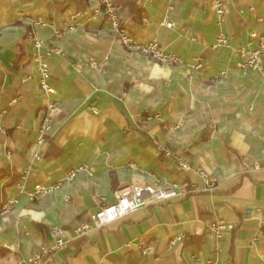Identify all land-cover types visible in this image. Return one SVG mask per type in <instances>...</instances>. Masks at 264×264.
Returning a JSON list of instances; mask_svg holds the SVG:
<instances>
[{
    "label": "crops",
    "instance_id": "0c3cea01",
    "mask_svg": "<svg viewBox=\"0 0 264 264\" xmlns=\"http://www.w3.org/2000/svg\"><path fill=\"white\" fill-rule=\"evenodd\" d=\"M114 2L137 41L157 40L185 65L160 64L123 49L103 15L87 20L96 0H0V110L7 109L0 129V202L18 200L11 213L0 217V264H15L43 248L57 264H193L191 255L216 264H264V223L244 217L246 209L264 213V171L243 172L244 161L264 158V72L240 74L231 54L247 46L252 31L264 35V0L226 1L221 29L229 47L217 50L211 49L219 31L212 0ZM169 2L171 29L160 25ZM75 12L83 15L72 21ZM34 18L56 27L76 26L55 42L62 53L49 60L52 94L39 89L30 63L34 38L49 43L52 30L34 28ZM199 56L205 61L201 72L191 68ZM105 58L108 64L102 66ZM89 60L100 67H91ZM220 72L225 77L214 81ZM17 94L21 101L8 108ZM46 101L55 110L51 130L38 145L36 130ZM155 142L185 155L192 169H178ZM82 164L92 168L93 176L80 173L65 182L68 171ZM24 170L29 188L62 186L30 202L15 188ZM199 172L216 184L213 191H204ZM156 179L169 186L190 183L196 191L141 207L89 237H74L76 224L114 202L116 188L150 186ZM215 216L237 223L218 242L205 235ZM53 226L67 236L58 251ZM180 234L185 239L168 247V240ZM140 241L153 244L155 253L142 257Z\"/></svg>",
    "mask_w": 264,
    "mask_h": 264
},
{
    "label": "built area",
    "instance_id": "2783aa9c",
    "mask_svg": "<svg viewBox=\"0 0 264 264\" xmlns=\"http://www.w3.org/2000/svg\"><path fill=\"white\" fill-rule=\"evenodd\" d=\"M227 0H212V7L215 15V24L219 31L215 37V41L211 46L212 50L219 48L229 47V39L222 31V25L225 19V7ZM96 6H94L89 14L86 16L87 20H93L98 15H103L104 20L108 26L109 33L116 37L122 47L132 53L147 56L160 64H175L185 65L184 60L176 54L168 53L163 50L157 40H151L146 43L137 41L131 33L123 26L121 20V7L117 5L114 0H96ZM173 11V5L169 2L166 5V11L160 23L165 28H174L175 24L171 19V13ZM81 13H73L71 15L72 21L81 17ZM258 22H261L260 17L257 18ZM30 24L34 28H46L49 27L52 30V39L49 43H44L40 39L33 40V53L30 56V63L36 70L37 85L39 89L45 94H52L55 91L48 85V77L50 74L49 60L53 55H59L62 50L55 45L56 40L64 38L67 34L76 30L75 24L67 23L61 27H56L49 23L45 19L34 18L30 20ZM232 56L237 58L236 66L240 74L246 75L251 70L258 72H264V35L252 31L249 34L247 46H239L231 50ZM91 67L99 68L100 66L94 61L89 60ZM108 64V58L103 60L102 66ZM191 68L194 71H203L205 69V61L202 56L194 59V63ZM225 77V72H220L215 76L214 81H221ZM22 99L21 94L14 96L8 103V108H12ZM46 113L41 119L40 124L36 130L38 145L43 144L45 135L51 130V112L55 110V104L46 101L44 104ZM92 114H97L98 111L95 107L89 108ZM7 109L0 110V129L1 122L4 115H6ZM156 149L159 153L165 157L174 158L178 169L182 171H189L192 169L190 160L182 154L173 153L168 147L163 146L155 142ZM36 160L40 158L35 156ZM134 166L133 164H129ZM255 171H264V158L261 160L244 161L243 172L250 173ZM80 173H85L87 176H93L92 168L88 165L82 164L75 168H71L65 178V182H72L76 176ZM204 181V191L211 192L216 188V184L209 178L210 176L206 172H199ZM28 171L24 170L19 177L18 182L15 184V188L19 194L24 195L30 202H38L42 200L48 194L58 190L62 186V182H55L49 185L35 184L32 187H28ZM196 191V186L190 183H182L178 185H167L163 180L156 179L150 186H131L124 184L116 188L113 192L114 202L111 204H105L101 206L93 215L90 216L89 221L80 222L76 224L73 233L75 238H86L94 231H98L106 227L107 225L121 221L128 215L137 211L141 207L148 205H162L172 202L175 199H182L186 196L193 195ZM67 201L68 198L66 197ZM18 204L16 198L8 199L0 202V217L6 216L11 213ZM244 217L246 219H257L264 223V213L258 209H246L244 211ZM236 222L225 220L221 217H213L208 223L205 231V235L208 238H212L215 241H220L227 234H230L235 227ZM52 238L54 239V249L60 250L67 243L66 233L59 227L53 226L50 229ZM185 239L183 234L171 237L167 246L172 247L181 243ZM6 249L11 250L12 246H4ZM137 248L142 257H148L155 253V247L151 243L140 241L137 244ZM126 249L129 250L130 246L127 245ZM218 251V248H215ZM190 259L193 264H216L212 259L200 260L196 255H191ZM15 264H57L51 255L48 248H43L40 252L35 253L31 257L20 260Z\"/></svg>",
    "mask_w": 264,
    "mask_h": 264
},
{
    "label": "rangeland",
    "instance_id": "374dc122",
    "mask_svg": "<svg viewBox=\"0 0 264 264\" xmlns=\"http://www.w3.org/2000/svg\"><path fill=\"white\" fill-rule=\"evenodd\" d=\"M110 34V33H109ZM111 35V34H110ZM112 36V35H111ZM114 37V36H113ZM116 38V37H115ZM117 39V38H116ZM118 40V39H117ZM124 49V48H123ZM129 52V51H128ZM132 53V52H131ZM134 54H136V53H134ZM139 55V54H138Z\"/></svg>",
    "mask_w": 264,
    "mask_h": 264
},
{
    "label": "trees",
    "instance_id": "16d2710c",
    "mask_svg": "<svg viewBox=\"0 0 264 264\" xmlns=\"http://www.w3.org/2000/svg\"><path fill=\"white\" fill-rule=\"evenodd\" d=\"M80 1H82V2H86L87 0H80Z\"/></svg>",
    "mask_w": 264,
    "mask_h": 264
}]
</instances>
